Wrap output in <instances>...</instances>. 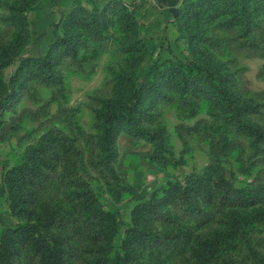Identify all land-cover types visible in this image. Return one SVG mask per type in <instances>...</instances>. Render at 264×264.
I'll use <instances>...</instances> for the list:
<instances>
[{"label":"rangeland","instance_id":"374dc122","mask_svg":"<svg viewBox=\"0 0 264 264\" xmlns=\"http://www.w3.org/2000/svg\"><path fill=\"white\" fill-rule=\"evenodd\" d=\"M19 1L24 4L21 26L10 17L12 4ZM181 1L171 9L166 1L155 0H0V44L9 43L17 30L22 42L13 49L12 62L2 69V76L14 72L19 57L28 59L19 95L0 109V230L55 214L59 220L46 232L61 238L65 263L96 264L95 243L64 193L72 181L81 182L74 190L91 198L89 189L96 202L113 213V245L120 243L140 196L147 197L168 178L182 181L189 172L216 161L226 174L235 171L240 177L264 181V141H255L225 122L211 98L195 90L181 91L162 76L157 81L163 93L156 94L143 122L157 138L121 129L114 142L115 156L102 158L97 110L112 96L119 74L132 71L141 79L156 60L163 61L157 66L158 75L170 62L212 55L232 72L240 96L256 104L247 118L264 127V14L230 25L224 17L214 19L205 25V38L196 49L188 34L197 20L176 19ZM68 30L76 34L74 48L56 60L52 46ZM45 56L50 61L49 67H41L44 80L36 72L35 59ZM49 129L71 137L78 174L63 173L66 156L58 147L30 161L28 166L38 170V177L26 176L22 186L30 213L13 215L5 174ZM244 167L247 172L241 170ZM194 203L196 209L187 210L173 202L151 216L148 226L159 237L136 247L135 264H193L204 243L205 251L215 244V252L202 264H254V252L264 256V218L242 224L235 239L224 245L217 241L222 240L218 233L225 227L222 218L233 211L231 203L220 204L215 196H195ZM40 259L30 244L15 245L14 264H40Z\"/></svg>","mask_w":264,"mask_h":264},{"label":"trees","instance_id":"16d2710c","mask_svg":"<svg viewBox=\"0 0 264 264\" xmlns=\"http://www.w3.org/2000/svg\"><path fill=\"white\" fill-rule=\"evenodd\" d=\"M22 2H15L11 6L10 17L19 26L23 24L24 19L21 13L24 8ZM259 13L264 14V0H182L176 19L182 21L192 16L197 20L196 26L189 30L188 36L191 45L196 44L198 49L199 42L205 38V25L214 19L224 17L223 22L227 25L237 22L247 23ZM74 15L75 12L71 17ZM76 38V34L68 30L56 39L52 46L56 60L74 48ZM18 39L20 34L17 30L15 37L9 43L0 44V109L13 102L25 83L24 62L28 59L23 56L19 57L18 66L9 77L2 76V69L12 62L13 49L22 43ZM191 49L194 53L195 46H191ZM196 59V61L170 62L159 70L158 75H156L157 66L163 65V61L158 64L156 60L148 66L141 79H138L132 71L123 72L116 77L112 96L103 101L96 114L97 144L102 151L104 161L115 156L114 142L121 129L147 139L157 138L155 131H150L143 122L148 116L156 94L163 93L157 81L158 76L165 77L168 85L170 83L181 91L195 90L211 98L222 113L225 122L233 124L255 141H264V127L247 118L248 113L256 108V104L251 99L240 96L232 72L210 54L204 53L196 56ZM35 61L38 66L36 72L45 80L46 76L43 75L41 67H49V57L36 58ZM157 143L160 145V140L157 139ZM54 147L60 148L66 156L67 165L63 173H76L75 149L71 137L62 134L58 129H49L39 141L24 149L22 160L10 167L5 174L4 182L11 214L19 215L28 210L22 186L26 183V176L38 177L37 168H30L29 162L42 159L43 155ZM45 165L50 169L54 166L50 162ZM241 170L247 172L246 167ZM71 183V186L65 188L64 193L66 198L72 201L77 214L89 231L91 240L95 243L93 259L96 264H135L136 247L144 242L157 241L159 237L148 226V220L160 207L173 202L184 205L187 210L196 209L195 196L207 198L215 196L220 204L231 203L233 211L222 218L225 227L218 233L222 240L217 241L224 245L235 239L236 229L242 224H248L253 218L258 220L264 218V181L256 182L254 179L240 177L235 171L226 174L223 167L213 161L199 171L189 172L182 181L168 178L154 187L147 197L140 196L131 209L130 222L124 230L120 243L113 245L112 240L116 231L113 213L103 209L89 189L88 195H91V198L74 190L81 186V182ZM27 213H30L29 210ZM59 217L51 213L44 218L36 217L34 220L17 222L14 226L2 227L0 264H14L12 256L15 245L25 243L30 244L34 251L40 253V264H66L61 238L46 232L59 220ZM216 239L218 237H215ZM204 245L202 255L194 257L193 264L206 262L215 252V244H212L211 249L207 251H205L206 243ZM198 246L203 244L199 242ZM254 258V264H264V256L261 254L254 252Z\"/></svg>","mask_w":264,"mask_h":264},{"label":"water","instance_id":"95a60500","mask_svg":"<svg viewBox=\"0 0 264 264\" xmlns=\"http://www.w3.org/2000/svg\"><path fill=\"white\" fill-rule=\"evenodd\" d=\"M157 3L160 2V1H166L168 6L173 9L174 8V4H175V1L176 0H155Z\"/></svg>","mask_w":264,"mask_h":264}]
</instances>
